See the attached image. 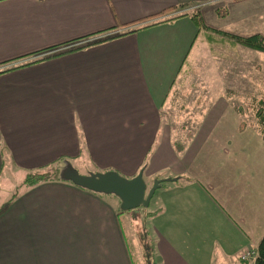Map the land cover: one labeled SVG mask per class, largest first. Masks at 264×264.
<instances>
[{
	"label": "crops",
	"instance_id": "obj_1",
	"mask_svg": "<svg viewBox=\"0 0 264 264\" xmlns=\"http://www.w3.org/2000/svg\"><path fill=\"white\" fill-rule=\"evenodd\" d=\"M198 10L224 38L197 26ZM224 33L264 35V0H0V183L20 174L2 188L0 264H136L129 238L141 264H247L264 235L259 124L234 108L224 72L181 151L161 108L206 45L233 46ZM60 161L144 168L148 189L166 170L172 180L157 177L147 218L69 179L23 186Z\"/></svg>",
	"mask_w": 264,
	"mask_h": 264
},
{
	"label": "rangeland",
	"instance_id": "obj_2",
	"mask_svg": "<svg viewBox=\"0 0 264 264\" xmlns=\"http://www.w3.org/2000/svg\"><path fill=\"white\" fill-rule=\"evenodd\" d=\"M216 13L218 16L220 15L221 12L219 8ZM196 14L203 20V28L206 30L205 32L208 36H212L215 40L224 38L220 31L212 28V30H209L207 28L208 26L205 24L206 22L201 11H196L195 15ZM224 35L229 41L233 40V46L230 45L231 43L219 44V42L213 46L206 45L204 50L198 55L197 62L192 64L189 72L187 71V77L182 81L181 86L177 87L171 97L166 100V105L161 106L164 123L163 128L171 132L174 143L179 144L181 140L189 139L194 134V131L197 130L198 125L201 123V120L209 107L208 104L210 100L217 96L215 92L220 91L221 88L223 89L221 85L224 81L218 77L221 75V72L225 73L226 78H224V80L225 82H228L229 92L232 94V97H234V108L240 111L244 120L248 122H257L259 124L258 128H262L260 125V119L257 117V111L262 107L261 101H264V52L248 47L238 48L237 42L231 37L233 34L224 33ZM207 74L209 75L206 77ZM211 87L214 90L213 94L210 91ZM71 163L73 168L65 167L63 161H61L58 168H51L48 173L53 178L71 180L68 174L76 171V169L79 173H83V171L86 173V165L93 168L90 161L86 162L85 165L83 162L78 161H73ZM47 171L48 170H41V172ZM91 173L93 172H89L87 175H90ZM167 173L168 171L166 170L165 172L157 174L152 179L147 180L151 187L148 189L147 185L148 192L154 187L157 177H165L161 178L165 180L169 179L170 176L166 177L168 175ZM19 175L20 174L15 173L9 174L11 182L9 187H7L8 182L6 181L8 174L6 173L2 176V181L0 183V202L8 195L12 194V191L4 192L2 188H5L6 190L14 189L16 187L14 184L18 183ZM121 175L127 178H132V176L126 174ZM20 177H22V175ZM158 188L156 189V198L159 197L162 190V188ZM136 212H140L139 215L142 214L144 218H147V208H139ZM129 217L131 220L130 215ZM122 221V225L124 226L127 235H129V220L123 215ZM137 229V233L143 239L145 237L144 235H146L145 228L141 225L140 227H137L136 230ZM129 241L136 264H141L136 254V247L131 243V238H129ZM144 244L148 250V252L146 250V253L149 254L150 250L148 248L150 247V243L144 241ZM145 264H153V260H151L150 263L146 261Z\"/></svg>",
	"mask_w": 264,
	"mask_h": 264
},
{
	"label": "water",
	"instance_id": "obj_3",
	"mask_svg": "<svg viewBox=\"0 0 264 264\" xmlns=\"http://www.w3.org/2000/svg\"><path fill=\"white\" fill-rule=\"evenodd\" d=\"M65 167L73 168L71 164ZM68 176L77 185L91 191L117 195L122 200L121 209L124 211L135 210L141 206L148 207L156 189L162 183V180L157 179L154 187L148 192L144 168L132 178H127L115 170L90 175L81 174L76 170Z\"/></svg>",
	"mask_w": 264,
	"mask_h": 264
},
{
	"label": "trees",
	"instance_id": "obj_4",
	"mask_svg": "<svg viewBox=\"0 0 264 264\" xmlns=\"http://www.w3.org/2000/svg\"><path fill=\"white\" fill-rule=\"evenodd\" d=\"M193 19L195 21V23L197 24L198 27H202L203 28V20L201 18H199V16L196 14L193 15ZM205 25V24H204ZM209 30H212L211 28L207 27ZM231 37L234 38V40L238 43L241 44L245 47L254 49V50H258V51H262L264 52V35L263 34H254L251 36H246V37H242V36H237V35H231ZM262 107L259 108V110L257 111V117L260 119V125H261V134L264 138V101H261ZM176 149L179 151L183 150L184 145L179 143H175ZM61 163V161L59 162ZM47 172H41V171H36L33 173H30L27 178L25 179V181L23 182V186L29 187V186H34L42 181L45 180H50V179H56L51 177V175H49ZM149 249V248H148ZM148 251V250H147ZM150 253V252H149ZM249 264V263H247ZM255 264H264V235L259 243L258 246V256L256 258Z\"/></svg>",
	"mask_w": 264,
	"mask_h": 264
},
{
	"label": "built area",
	"instance_id": "obj_5",
	"mask_svg": "<svg viewBox=\"0 0 264 264\" xmlns=\"http://www.w3.org/2000/svg\"><path fill=\"white\" fill-rule=\"evenodd\" d=\"M107 37V36H106ZM98 39H100V38H97V39H94V40H92L91 42H93V41H95V40H98ZM86 43H89L88 41L87 42H82V43H78V44H76V45H74V46H69V47H67V48H65L64 50L66 51V50H71V49H74V48H76V47H78V46H80V45H83V44H86ZM257 256H258V250H256V249H247V250H245L243 253H242V255H241V260H243L244 262H247V263H253V264H255V261H256V258H257Z\"/></svg>",
	"mask_w": 264,
	"mask_h": 264
}]
</instances>
